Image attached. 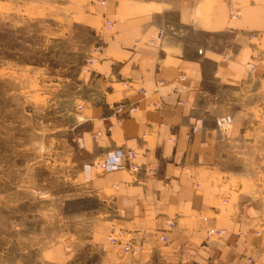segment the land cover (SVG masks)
I'll list each match as a JSON object with an SVG mask.
<instances>
[{"label": "crops", "instance_id": "crops-1", "mask_svg": "<svg viewBox=\"0 0 264 264\" xmlns=\"http://www.w3.org/2000/svg\"><path fill=\"white\" fill-rule=\"evenodd\" d=\"M103 1L61 5L101 49L82 103L81 174L106 205L87 230L94 264H264V0ZM119 103L135 111L118 114ZM126 150L137 173L96 167ZM113 227L136 256L106 242ZM71 244L47 247V262H72Z\"/></svg>", "mask_w": 264, "mask_h": 264}, {"label": "rangeland", "instance_id": "rangeland-1", "mask_svg": "<svg viewBox=\"0 0 264 264\" xmlns=\"http://www.w3.org/2000/svg\"><path fill=\"white\" fill-rule=\"evenodd\" d=\"M62 1L0 0L3 264H57L47 262V247L66 239L75 242V250L73 261L62 264H94L97 256L89 252L87 230L103 216L106 205L84 184L81 171L87 156L81 136L89 128L82 103L95 92L85 75L98 58V45L72 23ZM206 232L216 238L224 233L212 227ZM104 236L123 254L139 253L125 230L113 227ZM160 242L167 244L165 234Z\"/></svg>", "mask_w": 264, "mask_h": 264}, {"label": "built area", "instance_id": "built-area-1", "mask_svg": "<svg viewBox=\"0 0 264 264\" xmlns=\"http://www.w3.org/2000/svg\"><path fill=\"white\" fill-rule=\"evenodd\" d=\"M96 2H98L100 5L104 4L105 2L103 0H95ZM232 16H236L235 14H232ZM111 22L107 21V27H110ZM163 36V33L161 31H159L156 34V39H160ZM101 51L100 47L97 46L96 48V53L98 54ZM95 60V58L93 59ZM183 79V77H180V80ZM160 84H164L163 81H160ZM182 104V102H180ZM112 110L117 112L118 114H127L130 112L135 111V108L125 104V103H119L117 105H115L114 107H112ZM231 118L230 116H220L217 118L216 120V124L217 126L221 129V130H226L229 125L231 124ZM197 124L195 125V127H193L192 132H196L198 130V124L201 123V119H198V121L196 122ZM108 130H110V127L107 128ZM98 135L100 133H97ZM135 154L133 151L131 150H126L123 152H108L106 155V159H104L101 162L97 163V166L100 167L102 170H112V169H119L122 166L126 165L127 169L132 172V173H137V171H139L140 166L138 164H135L134 160H135ZM114 235H119L121 234L120 232H115L113 233ZM114 235H108L110 241L114 242L116 241V236Z\"/></svg>", "mask_w": 264, "mask_h": 264}, {"label": "bare ground", "instance_id": "bare-ground-1", "mask_svg": "<svg viewBox=\"0 0 264 264\" xmlns=\"http://www.w3.org/2000/svg\"><path fill=\"white\" fill-rule=\"evenodd\" d=\"M107 21V20H106Z\"/></svg>", "mask_w": 264, "mask_h": 264}]
</instances>
